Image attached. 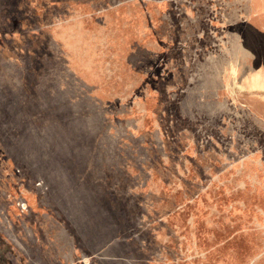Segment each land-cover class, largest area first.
Here are the masks:
<instances>
[{"label":"rangeland","instance_id":"rangeland-1","mask_svg":"<svg viewBox=\"0 0 264 264\" xmlns=\"http://www.w3.org/2000/svg\"><path fill=\"white\" fill-rule=\"evenodd\" d=\"M260 5L264 0H0V264H123L149 256L142 241L150 233L117 229L112 215L123 214L125 224L132 200L141 199L128 176L149 172L141 164L150 153L132 146L143 137L127 132L132 99H175V87L164 88L156 72L133 88V44L156 71L160 49L173 70L181 52L180 77L171 82L184 86L183 97L255 99L264 110V79L251 80L264 67ZM230 84L237 95H229Z\"/></svg>","mask_w":264,"mask_h":264},{"label":"crops","instance_id":"crops-1","mask_svg":"<svg viewBox=\"0 0 264 264\" xmlns=\"http://www.w3.org/2000/svg\"><path fill=\"white\" fill-rule=\"evenodd\" d=\"M258 7L264 10V5ZM167 38L159 36L163 46ZM133 47L129 69L133 88L144 87L145 78L157 72L164 88L175 87L169 97L175 99H132L134 126L127 132L143 137L142 144L133 139L132 146L134 151L150 153L141 164L149 172L128 176V181L140 185L133 190H141V199L132 200L125 224L120 219L123 214L114 220L112 215V226L148 231L151 237L142 246L151 250L142 260L128 256L121 263L264 264V158L260 155L264 127L244 125L246 120L264 125L261 101L199 103L191 95L183 97L184 86L176 79L171 82L179 76L181 52L175 50L178 61L173 70L168 50L160 49L156 71L150 67V55L137 42ZM227 70L233 71L226 65ZM229 91L230 96L237 95L231 84ZM245 104L251 105L249 111L243 109ZM158 107L161 111L153 113ZM157 118L168 121L169 127H156ZM138 119L144 120L142 126Z\"/></svg>","mask_w":264,"mask_h":264},{"label":"bare ground","instance_id":"bare-ground-1","mask_svg":"<svg viewBox=\"0 0 264 264\" xmlns=\"http://www.w3.org/2000/svg\"><path fill=\"white\" fill-rule=\"evenodd\" d=\"M252 2V1H251ZM258 9L262 10V8L258 7ZM256 13V12H255ZM254 14V13H253ZM264 79V67H261L256 73L251 76V80L255 83L260 84L259 82Z\"/></svg>","mask_w":264,"mask_h":264}]
</instances>
